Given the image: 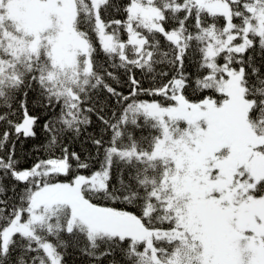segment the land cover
Returning a JSON list of instances; mask_svg holds the SVG:
<instances>
[{
	"label": "snow or ice",
	"instance_id": "obj_1",
	"mask_svg": "<svg viewBox=\"0 0 264 264\" xmlns=\"http://www.w3.org/2000/svg\"><path fill=\"white\" fill-rule=\"evenodd\" d=\"M0 125V264H264V0H0Z\"/></svg>",
	"mask_w": 264,
	"mask_h": 264
},
{
	"label": "trees",
	"instance_id": "obj_2",
	"mask_svg": "<svg viewBox=\"0 0 264 264\" xmlns=\"http://www.w3.org/2000/svg\"><path fill=\"white\" fill-rule=\"evenodd\" d=\"M112 18L117 19V18H121L120 14H116L113 13L112 14ZM97 60L100 63H104L105 62V58L103 57V55H100L97 57ZM159 71V69H157ZM194 68H189V71H194ZM120 79L119 82L117 81H112V80H108L107 83L112 84L113 87H116L118 91H122L124 92V94L126 95L128 93V86L124 83V80H126V76H124L122 73L117 72L116 73ZM137 78L142 79V77L140 76V73L137 71L136 73ZM149 83L147 80H144V87H148ZM187 95L190 96V98H195V93H193L192 89H188L187 91ZM104 97L101 96V99H103ZM140 99H144V100H149L152 99L151 97L148 96H141ZM157 99H161L157 97ZM113 110H115L114 106H113ZM107 115V114H106ZM93 126L91 128L88 129L89 132H96L99 130V122L95 119V117L93 116ZM3 130V125H0V131ZM38 135L37 138L35 140H24L23 138H21L20 141L16 142V152H17V156L21 161L22 166H31L32 163L35 162V160L40 157V158H46L48 153L46 152H35L33 151V148L37 145H40L43 142V134L39 131V129H37ZM147 130H145V132L141 133V132H137L136 135L137 137L141 136V135H147ZM107 139V137H106ZM83 137L81 138V140H75L73 141L71 138H68L65 143L67 144L68 148L70 151H77V152H81L82 154L85 151H92L91 146L88 144H83L82 143ZM55 155H60L59 152H56ZM87 174V173H85ZM71 177H60L61 180L64 179H70ZM9 195H11V192H9ZM117 207H119L120 205H116ZM64 239L69 241V246L66 249L65 252V257H64V264H91V262L89 261V259L85 256H83L79 250L78 247L75 246L72 242V238L69 237H64Z\"/></svg>",
	"mask_w": 264,
	"mask_h": 264
}]
</instances>
